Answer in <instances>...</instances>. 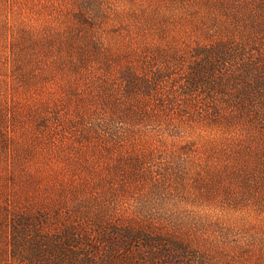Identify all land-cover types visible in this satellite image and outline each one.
Instances as JSON below:
<instances>
[{"label":"rangeland","instance_id":"rangeland-1","mask_svg":"<svg viewBox=\"0 0 264 264\" xmlns=\"http://www.w3.org/2000/svg\"><path fill=\"white\" fill-rule=\"evenodd\" d=\"M255 80L264 0H0V264H264Z\"/></svg>","mask_w":264,"mask_h":264},{"label":"trees","instance_id":"trees-1","mask_svg":"<svg viewBox=\"0 0 264 264\" xmlns=\"http://www.w3.org/2000/svg\"><path fill=\"white\" fill-rule=\"evenodd\" d=\"M218 50V49H216ZM198 53H201V51L198 50ZM205 53L202 52L201 55H204ZM190 80L191 82H189V86L191 88L197 89L202 87V85H204V82L201 80L200 77L197 76V74L193 73L190 75ZM224 83V82H223ZM132 87H136L134 86V82L132 81L131 83ZM224 85V84H223ZM250 87L257 88L256 93H262L264 92V80H255L251 82V85L249 84ZM249 86H245L244 91L241 89L240 94H246V89H248ZM42 217H30L29 215H25V216H20L19 218H16L14 220V223L12 225L11 228V235L13 237V243L11 244V249H13V255H21L20 253V241L23 237V235L25 234V228L29 227L31 225H33L35 222H42ZM75 237H77L75 234H68V236L63 237L62 240H59V242L61 243L63 241V243H65L67 245V243L65 241H70L75 239ZM35 243H34V248L32 251V254H30V257L24 256V260H23V264H49V263H45L46 259H42V257H51V252L55 251V247L53 246H49V248H46L47 244L42 243V239L38 238L37 240L35 239ZM73 248L70 249L69 247L67 248V252H63L64 256H68L73 258V260L75 261V263L73 264H88L87 261L84 260L85 258V254L83 253H78V251L76 249H74L75 246H72ZM26 257V258H25ZM84 257V258H83ZM51 259V258H50ZM51 261V260H50Z\"/></svg>","mask_w":264,"mask_h":264}]
</instances>
